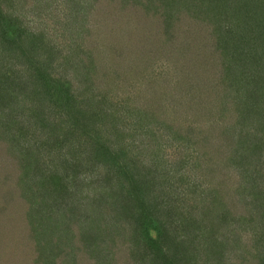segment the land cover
<instances>
[{
  "label": "trees",
  "instance_id": "16d2710c",
  "mask_svg": "<svg viewBox=\"0 0 264 264\" xmlns=\"http://www.w3.org/2000/svg\"><path fill=\"white\" fill-rule=\"evenodd\" d=\"M30 7L58 39L31 28ZM221 68L236 82L224 103L249 101L259 120L248 171L207 153L201 122L226 105L207 95L193 97L205 115L174 107ZM173 142L196 147L191 162L169 154ZM191 170L201 182L160 189ZM1 188L30 204L36 264H78L80 251L113 264L122 244L131 264H264V0H0Z\"/></svg>",
  "mask_w": 264,
  "mask_h": 264
},
{
  "label": "rangeland",
  "instance_id": "374dc122",
  "mask_svg": "<svg viewBox=\"0 0 264 264\" xmlns=\"http://www.w3.org/2000/svg\"><path fill=\"white\" fill-rule=\"evenodd\" d=\"M119 2L120 0H116V1L114 0L115 4ZM53 3L54 2H52V4ZM55 7L58 8V6H54L49 8V10H53L55 9ZM30 8L31 11L27 13H29L28 16L30 17V20L32 19V24H30L31 28L34 29L35 27H37L36 23H38L40 29H43L42 32H44L48 38H52L53 40L58 39L59 36L56 35V33L59 29L54 28V27L58 28V25L50 22L51 20H47L45 22L44 19H41L45 17L44 14L45 12L43 11L35 12V9L33 7ZM42 10H45V7ZM51 30L53 32H50ZM203 38L204 37L200 38L199 40L203 41ZM168 70L173 71V69H168ZM200 72L203 71L200 70ZM216 72H217L216 79L218 78V80H215L216 82H213L214 80H212L211 78H210L211 82L207 81L206 75L204 73L201 74L200 77L194 78L192 80L193 84H189L188 86L182 88L180 93L187 95L186 92L192 87L189 93L191 98L188 97L185 100V102H183L182 95H177V97L174 99L175 110L184 111L187 113L191 112L193 114L197 113V115H199V113L201 115H205L206 107L204 105L203 107H196L200 105L197 104L199 100L194 101L193 97L195 99H197L198 97L205 98L207 97V95L214 97V98L211 97H207V98H210L209 100L211 101V105L215 106L216 110L219 107L222 108L224 105H226L227 108L224 111L221 110L223 113L220 114V116H216V118L210 120L207 119L201 122L202 124L201 130L203 134H205L204 136L206 138L204 144H208L210 147V149H206L208 151L207 153L213 155L212 159H214V165L216 167H218L220 164L224 169H227L230 166L236 169L239 167V169L242 171L251 170V168L253 169L251 165H253V162L256 159L253 152H255L259 144L258 139L254 137L256 136L255 131L257 130V125L259 121L256 115L255 107L251 106V103L249 101H246V103L244 102L243 107H240V109H238V106L235 107V104L231 105L229 104V102L225 104L224 100L228 95L227 89H229V87L233 85H236V82H233V80L231 79V74L228 70H224V68H221ZM192 108L194 109L192 110ZM176 111H175V116H177ZM184 122H187V117L184 118ZM238 127L244 129V131L240 130ZM236 128L238 129V132L237 130L235 131ZM232 129L233 132H231ZM242 131L243 133L238 134L236 139L234 140L233 134L234 133L237 134ZM212 132H216L219 138L215 137L214 140L213 137H210ZM230 142H232L233 145ZM242 143L243 146L241 145ZM172 144L174 149L173 148L168 149L170 155L171 154L172 156L176 155L175 159L179 157H189V160L191 162V157H192L191 154L193 155L194 152L193 149H195L196 147L189 146L188 148L185 149L184 146H182V144H175V142H173ZM202 147H206V146L204 145ZM202 149L205 151V148ZM179 160L180 158L177 160V162ZM193 171L190 172L191 173L190 175L192 174L194 175L189 177V174H187L189 180L182 179L179 181V180L171 179L170 181H164L163 185L160 186V189H164L163 192L165 194L170 192H175L177 188L180 187L181 184L186 185L188 184L187 181L193 182L194 176H197L196 181L194 182L197 183L201 182V179H199L201 177L200 173L199 172L193 173ZM211 173L212 176L219 175L218 168H216V170H213ZM13 174L11 176L12 179L10 180V183H8V185L9 186L11 185L10 187L16 193V191L19 189L20 183L17 182V179L20 177V173L18 172L15 173V170H13ZM242 179L240 180L242 181ZM240 180H238L237 182L240 183ZM23 184L24 183H22V185ZM236 186L237 185H235V187ZM170 187H172V189H169ZM230 188L234 189V187H230ZM228 190L229 188L223 191L222 195L224 197L226 196ZM5 191H7V188L0 189V216L2 215L1 216L2 218L0 219V264H36L35 263V258L37 256L36 250H39V248L34 247V243L32 242L30 236V231H29L30 227L28 226V221L26 219V216L28 217L27 206H30V204L28 201L25 203L18 196L16 197L13 203L10 202V199L4 197ZM17 193L21 197L22 195L21 191L18 190ZM227 199L228 198H226L225 200ZM10 204L13 205L12 206L13 209L10 208ZM30 208L31 207H29L28 209ZM94 235H96V239H97L99 238L100 233L98 232V228L96 229L94 227H91L87 233L88 237L86 238V241L90 243L91 241H95L93 239ZM76 246L79 247L80 244H78L77 242ZM51 249L48 250L46 249L48 254L51 253L50 251ZM70 249H72V246L70 247ZM43 250L45 251V248ZM125 250L126 247L123 244L118 245L114 249V251L112 252L113 256L112 257L109 256L110 257L109 259L111 261H114L113 264H131V262H123L124 260L123 256ZM76 254H78L76 257L78 264H93L94 261L91 260L89 257H87L84 252L80 251L77 252ZM59 259H60L59 257L55 258V264H64V262L62 261L60 262ZM40 263L44 264L45 261L43 260V262Z\"/></svg>",
  "mask_w": 264,
  "mask_h": 264
}]
</instances>
